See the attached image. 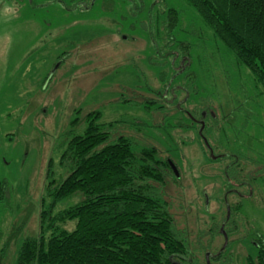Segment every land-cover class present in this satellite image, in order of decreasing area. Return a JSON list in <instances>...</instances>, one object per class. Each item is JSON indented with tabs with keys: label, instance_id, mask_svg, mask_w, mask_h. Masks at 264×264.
Here are the masks:
<instances>
[{
	"label": "rangeland",
	"instance_id": "374dc122",
	"mask_svg": "<svg viewBox=\"0 0 264 264\" xmlns=\"http://www.w3.org/2000/svg\"><path fill=\"white\" fill-rule=\"evenodd\" d=\"M168 9L179 18L174 45L192 46V84L172 78L167 58L159 66L170 36L163 27ZM176 78L183 89L177 97L192 94L195 83L191 100L219 107L206 136L211 147L171 110ZM95 111L107 143L126 136L135 151L154 145L175 162L178 173L161 193L188 247L180 263L210 257L209 264H246L251 241L264 239V96L184 0H0V264H16L23 242L39 237L46 187L69 171L59 165V145L82 135ZM161 118L165 128L175 118L187 126L172 130L171 141L156 127ZM79 201L67 199L55 212Z\"/></svg>",
	"mask_w": 264,
	"mask_h": 264
},
{
	"label": "trees",
	"instance_id": "16d2710c",
	"mask_svg": "<svg viewBox=\"0 0 264 264\" xmlns=\"http://www.w3.org/2000/svg\"><path fill=\"white\" fill-rule=\"evenodd\" d=\"M184 1L196 12L199 23L212 32L226 56L249 72L254 89L264 96V0ZM166 12L163 27L170 36L159 50V66L170 61L167 65L172 78L181 75L192 84L196 76L189 72L192 46L187 42L182 43L185 49L174 45L172 33L179 26L178 13L173 9ZM180 67L185 71H180ZM194 84L192 94L181 92L177 97L175 91L182 87L178 78L172 82L171 110L182 114L194 128L188 130L196 136L193 123L203 112L206 140L213 124L219 121L215 115L219 107L201 104L200 100L194 103L191 96L198 92ZM157 93L164 100L162 92ZM150 101L158 104V110L166 108L162 101ZM101 118L98 111L89 113L83 134L69 136L60 143L59 165L68 167V174L60 183L52 179L47 185L45 198L50 201L47 204L45 198L42 200L40 235L23 242L16 264H181L182 259L188 258V247L178 237L169 204L161 193L168 177L178 173L175 162L168 156L161 158L154 145L143 144L135 151L134 141L126 136L107 143L110 137ZM160 120L156 127L165 129L169 138L172 130L187 126L175 118V123L165 128V118ZM200 140L205 148L211 147L209 139L207 144ZM74 196H80L78 203L55 212L59 203ZM2 199L0 187V204ZM69 222L75 223L72 231L64 228ZM246 264H264V251L247 255Z\"/></svg>",
	"mask_w": 264,
	"mask_h": 264
},
{
	"label": "flooded vegetation",
	"instance_id": "af4514ba",
	"mask_svg": "<svg viewBox=\"0 0 264 264\" xmlns=\"http://www.w3.org/2000/svg\"><path fill=\"white\" fill-rule=\"evenodd\" d=\"M205 120H206L205 114H203V112H202V116H200L198 119H195V121L193 123V125L195 127H197V134L200 137V139H205V137L203 136V130L205 128ZM230 211H231V209H230ZM230 216L231 215L229 214V217ZM243 240H245V237H243ZM251 243L253 245L255 252L256 251H264V248H263L264 247V239L261 238L260 236H257V238L255 240H252ZM247 255H249V253ZM218 257H220V256H218ZM184 260H186V258ZM209 261H210V257H207V259H205L203 264H207V262L209 264Z\"/></svg>",
	"mask_w": 264,
	"mask_h": 264
},
{
	"label": "water",
	"instance_id": "95a60500",
	"mask_svg": "<svg viewBox=\"0 0 264 264\" xmlns=\"http://www.w3.org/2000/svg\"><path fill=\"white\" fill-rule=\"evenodd\" d=\"M204 142L206 143V140L204 139ZM207 144V143H206Z\"/></svg>",
	"mask_w": 264,
	"mask_h": 264
}]
</instances>
